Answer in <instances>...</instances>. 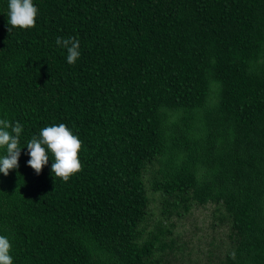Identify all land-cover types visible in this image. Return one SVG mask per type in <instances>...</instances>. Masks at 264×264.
<instances>
[{
  "label": "trees",
  "instance_id": "obj_1",
  "mask_svg": "<svg viewBox=\"0 0 264 264\" xmlns=\"http://www.w3.org/2000/svg\"><path fill=\"white\" fill-rule=\"evenodd\" d=\"M33 3L35 27L9 33L0 0V119L23 125L19 167L0 173L13 264H166L149 191L164 219L222 208L224 264H264V0ZM58 36L79 39L75 64ZM60 123L82 141L67 183L51 153L39 175L27 164Z\"/></svg>",
  "mask_w": 264,
  "mask_h": 264
},
{
  "label": "clouds",
  "instance_id": "obj_2",
  "mask_svg": "<svg viewBox=\"0 0 264 264\" xmlns=\"http://www.w3.org/2000/svg\"><path fill=\"white\" fill-rule=\"evenodd\" d=\"M39 9L33 0H8L7 25L9 33L13 28L28 30L36 25ZM55 43L66 50V61L69 65L75 64L79 59L80 42L76 37H57ZM23 125L17 121L12 123L6 119H0V149H5V154L0 156V173L7 176L10 170L19 167L21 155L20 136ZM27 150L30 159L27 161L37 175L49 162V153L52 154V174L56 178L67 183L71 177L82 171L83 165L79 159L82 141L73 134L66 124L60 123L40 129L38 135H33L27 142ZM11 243L8 237L0 235V264H13L10 255Z\"/></svg>",
  "mask_w": 264,
  "mask_h": 264
},
{
  "label": "rangeland",
  "instance_id": "obj_3",
  "mask_svg": "<svg viewBox=\"0 0 264 264\" xmlns=\"http://www.w3.org/2000/svg\"><path fill=\"white\" fill-rule=\"evenodd\" d=\"M151 212L145 237L153 231H164L163 239L170 247L163 255L166 264H224L231 249L230 224L222 208L214 204L193 206L188 214L181 217H161L160 199L149 191ZM161 222V226H158Z\"/></svg>",
  "mask_w": 264,
  "mask_h": 264
}]
</instances>
